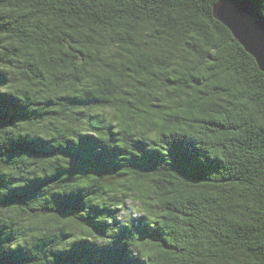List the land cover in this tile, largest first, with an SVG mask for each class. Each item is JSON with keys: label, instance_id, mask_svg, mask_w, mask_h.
I'll return each mask as SVG.
<instances>
[{"label": "trees", "instance_id": "1", "mask_svg": "<svg viewBox=\"0 0 264 264\" xmlns=\"http://www.w3.org/2000/svg\"><path fill=\"white\" fill-rule=\"evenodd\" d=\"M219 1L0 0V264H264V73Z\"/></svg>", "mask_w": 264, "mask_h": 264}, {"label": "water", "instance_id": "2", "mask_svg": "<svg viewBox=\"0 0 264 264\" xmlns=\"http://www.w3.org/2000/svg\"><path fill=\"white\" fill-rule=\"evenodd\" d=\"M215 17L224 24L253 57L246 45L259 48L264 43V15L251 0H220L214 8ZM264 73V66L256 60Z\"/></svg>", "mask_w": 264, "mask_h": 264}, {"label": "snow or ice", "instance_id": "3", "mask_svg": "<svg viewBox=\"0 0 264 264\" xmlns=\"http://www.w3.org/2000/svg\"><path fill=\"white\" fill-rule=\"evenodd\" d=\"M246 46L249 48V51L253 53L254 58L261 63V66H264V43H262L258 49L250 45ZM69 147L74 157L76 155H79L81 152H86L89 150V146L84 143L72 144ZM32 148L34 151L40 152L45 150L47 148V145L34 144ZM172 160L178 170H183L186 168L195 169L196 167H198V161L191 160L178 152L172 155ZM103 162L104 161H101V163ZM16 194L17 193H10V195ZM79 195V193L69 190L66 195L61 197V199L67 201L70 204L76 205L79 203ZM24 264H30V261H25Z\"/></svg>", "mask_w": 264, "mask_h": 264}, {"label": "rangeland", "instance_id": "4", "mask_svg": "<svg viewBox=\"0 0 264 264\" xmlns=\"http://www.w3.org/2000/svg\"><path fill=\"white\" fill-rule=\"evenodd\" d=\"M133 206V204L131 202L128 203V208H127V211H131V207ZM122 216H125V213H122L121 214ZM125 218V217H123Z\"/></svg>", "mask_w": 264, "mask_h": 264}]
</instances>
